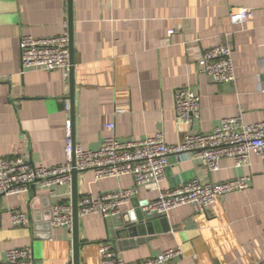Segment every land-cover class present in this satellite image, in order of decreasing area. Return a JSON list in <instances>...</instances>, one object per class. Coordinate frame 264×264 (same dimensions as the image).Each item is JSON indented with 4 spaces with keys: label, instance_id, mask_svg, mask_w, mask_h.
Wrapping results in <instances>:
<instances>
[{
    "label": "crops",
    "instance_id": "obj_1",
    "mask_svg": "<svg viewBox=\"0 0 264 264\" xmlns=\"http://www.w3.org/2000/svg\"><path fill=\"white\" fill-rule=\"evenodd\" d=\"M70 6L72 69L44 70L22 68L19 38L69 34V0H0V156L61 164L67 118L74 141L91 150L101 146L109 123L120 140L162 132L176 143L186 132L210 131L226 117L263 119L264 0H71ZM239 8L250 9L252 17L233 24L230 16ZM221 43L232 47V83L214 82L198 70L203 50ZM181 86L200 95V117L178 130L173 100ZM242 176L246 189L219 196L205 212L195 204L170 210L152 231L130 229L156 195L142 186L118 214L79 217V264H99L104 242L127 261L177 245V264L264 261V155L252 152L250 164L241 167L224 157L215 171L191 153L170 155L162 186ZM76 178L77 200L134 187L129 175L95 179L86 170ZM57 202L72 205V184L53 193L35 184L0 196V262L8 249L30 247L34 264H73L72 233L47 222L49 206ZM10 212L24 213L26 224H14Z\"/></svg>",
    "mask_w": 264,
    "mask_h": 264
},
{
    "label": "built area",
    "instance_id": "obj_2",
    "mask_svg": "<svg viewBox=\"0 0 264 264\" xmlns=\"http://www.w3.org/2000/svg\"><path fill=\"white\" fill-rule=\"evenodd\" d=\"M252 14L248 8H239L231 14L230 22L244 24ZM69 44L67 31L39 38L22 34L19 38L21 66L69 71ZM198 70L214 82L232 83L236 77L232 47L221 43L204 49ZM65 108L69 109L68 103H65ZM173 109L177 128L181 130L183 124L190 125L200 117V95L188 86L176 88ZM106 128L109 133L101 146L96 150L85 149L74 141L72 120L67 118L64 124V161L58 165L32 164L21 156H0V196L26 192L35 184L53 193L57 186H71L73 169L77 172L90 170L95 179L129 175L134 187L98 195L81 194L77 200L78 217L100 214L107 218L118 214L123 204L137 196L141 186L156 192L155 197L141 207L147 217L166 216L170 210L187 204H195L200 212H205L219 196L246 189L247 178L242 176L217 183H201L193 178L165 189L162 182L170 155L191 153L209 171L217 170L224 157L230 158L234 166L241 167L250 164L252 152L264 155V117L253 123H246L239 116L226 117L210 131L186 132L176 143H168L162 132L139 140H120L113 133V123L107 124ZM10 218L14 224H26L22 212H10ZM47 222L51 227H66L72 233V205L65 202L50 204ZM181 254L182 249L177 245L140 261H127L117 255L112 244L104 242L99 248V264H177ZM0 264H34L32 249L10 248ZM255 264H264V261Z\"/></svg>",
    "mask_w": 264,
    "mask_h": 264
},
{
    "label": "water",
    "instance_id": "obj_3",
    "mask_svg": "<svg viewBox=\"0 0 264 264\" xmlns=\"http://www.w3.org/2000/svg\"><path fill=\"white\" fill-rule=\"evenodd\" d=\"M71 0H69V50H70V61L72 69V23H71ZM72 120V119H71ZM77 171L72 170V209H73V229H72V242H73V264H79L78 259V247H79V233H78V221L79 217L77 215ZM165 221L164 216L159 217H149L145 218L144 214L139 215L136 220H133L131 230H143L152 231L154 224L157 222ZM165 229H168L166 226Z\"/></svg>",
    "mask_w": 264,
    "mask_h": 264
}]
</instances>
